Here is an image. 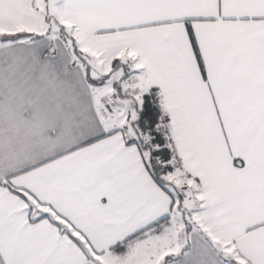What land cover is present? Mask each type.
Wrapping results in <instances>:
<instances>
[{"label":"snow or ice","instance_id":"6c2138e0","mask_svg":"<svg viewBox=\"0 0 264 264\" xmlns=\"http://www.w3.org/2000/svg\"><path fill=\"white\" fill-rule=\"evenodd\" d=\"M0 264H264V0H0Z\"/></svg>","mask_w":264,"mask_h":264}]
</instances>
